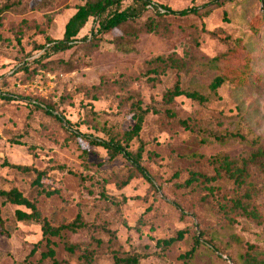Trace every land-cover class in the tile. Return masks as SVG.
Segmentation results:
<instances>
[{
  "label": "rangeland",
  "instance_id": "obj_1",
  "mask_svg": "<svg viewBox=\"0 0 264 264\" xmlns=\"http://www.w3.org/2000/svg\"><path fill=\"white\" fill-rule=\"evenodd\" d=\"M85 1L0 0V10L11 6L0 15V189L23 191L54 225L82 216L84 227L52 237L62 264H113L127 253L141 255V264H264L263 167L251 165L242 186L224 177L215 186L186 185L194 171L216 175L224 156L241 163L264 149V0H152L174 10L199 7L164 17L151 4L123 0L107 14L136 7L137 18L101 32L100 19L90 17L72 48L17 66L47 37L62 38ZM217 75L226 80L212 90ZM178 80L208 101L164 103ZM138 102L149 112L139 136L126 142ZM76 131L131 151L143 145L154 185L123 155L112 157ZM238 200L257 217L236 208ZM17 209L30 211L0 196V264H52L43 257L41 224L17 219ZM179 231L184 238L174 244L157 243ZM64 241L92 251V261L70 254Z\"/></svg>",
  "mask_w": 264,
  "mask_h": 264
},
{
  "label": "trees",
  "instance_id": "obj_2",
  "mask_svg": "<svg viewBox=\"0 0 264 264\" xmlns=\"http://www.w3.org/2000/svg\"><path fill=\"white\" fill-rule=\"evenodd\" d=\"M137 2H140L143 4V6L152 5L154 9H156V12L160 15V17H164L167 14H174V15H181L186 16L189 14H198L199 7L190 6L179 10H174L171 7L160 4V3H153L152 0H135ZM225 1H231V0H225ZM123 0H86L83 4H80L77 7L76 12L68 19L64 35L62 38L55 39L52 37H47L44 43H41L37 46L35 52H29L27 56L23 57L21 61L17 63V66L20 65V68H26L29 69V66H32L33 64L42 61V59H45L49 57L52 54H55L59 51H65L74 45V42L79 40L78 34L80 30L86 25L90 17H97L100 19L99 22V31L101 32H109L115 28L121 27L125 23H127L130 20H134L139 16V10L136 7H127L125 9L119 10L116 9L112 13H108L109 8L113 7L114 5L119 6ZM11 8L9 4L5 5L0 10V15L7 9ZM148 31H155L156 29L154 26L149 25L147 27ZM83 40H87L86 37H82ZM226 78L223 75H217L213 82L210 85V88L212 90H216L219 88L224 82ZM98 86H94V88H97ZM178 96H186L192 100L198 101L200 103H205L208 101V96L204 93L200 92L199 90H188L184 89L181 85L179 80L175 82V84L169 88L165 94H164V103H171L174 101V99ZM4 97L8 98L10 100L13 99V97L9 94L4 93ZM136 123L134 128L131 131H127L125 133L126 136V142H129L134 138L135 136H139L141 130H142V123L143 119L146 113L149 112L148 108H143L140 102L136 104ZM52 113L51 110H48ZM58 119H61L62 121H65L66 123H69L67 119H64L60 116H57ZM182 124L185 125L186 128L189 127L186 120L181 121ZM76 133L80 136H83L86 138L91 144L99 145L104 147L108 153L115 157L117 155H123L125 158H127L132 164L133 168L135 170V175H140L145 177L148 181L151 182L152 185H154V182L152 180V177L147 170V168L143 165V153H144V147L141 145L137 151H131L128 149L127 145L122 144L120 141L115 139H105L93 135H88L85 133H82L80 131H76ZM227 137H234L237 136L235 133H228L226 135ZM241 139H244V137H240ZM216 164V175L207 176L206 174H203L198 171H194L191 173V175L186 180V185L188 187H192L194 185H199V183L204 184L208 183L209 185L215 186L216 183L219 181L220 178L224 177L229 180H232L234 184L238 186H242L247 182V178L250 176V167L251 165L263 167L264 169V149H256L252 152L251 156L249 158L242 159L241 163H238L228 156H224L222 159H218L215 161ZM9 166L15 168L19 171H26L30 172L32 171L29 166H24L20 164H10ZM134 174L131 173V176ZM43 173L37 172V177L34 181L35 184H41ZM49 194V192H47ZM0 196L3 198V204L6 202H10L17 205H24L30 211L17 209L16 210V217L19 220L24 221H37L41 224L42 228V240L46 241L47 245V251L43 252L44 258H49L52 260V264H62L60 260L56 257V250L53 247L56 243L52 240V237L58 236L63 238V234L66 231H76L81 227L85 226V222L81 215H78L75 220L73 221H66L63 223H60L58 225H54L51 220H49L47 217L43 216L41 213V210L39 209L37 202L35 200H31L29 197H27L23 191L19 190L18 188H12V189H0ZM236 208L242 207L243 213L246 216H252L257 217L256 212L253 209H249L248 206L243 205V203L238 200L235 204ZM1 223V230L2 232H5L3 220L0 219ZM184 238V231H179L177 237H172L169 239H159L157 241L158 244L162 245L163 248L168 247L175 242L181 240ZM196 242H199V239H197ZM100 243V241H98ZM65 248L68 250V252L72 255H77L79 259L82 260V262L85 261H92V251L88 252H81L80 248L77 244L72 243L70 241H64ZM197 250V245L195 244L189 251L186 252L184 255L187 258H192V256L195 254ZM36 251V248L32 250V253ZM90 252V253H89ZM113 264H141V255L139 254H123V255H115L114 257V263Z\"/></svg>",
  "mask_w": 264,
  "mask_h": 264
}]
</instances>
